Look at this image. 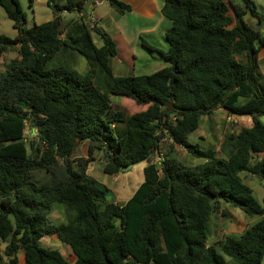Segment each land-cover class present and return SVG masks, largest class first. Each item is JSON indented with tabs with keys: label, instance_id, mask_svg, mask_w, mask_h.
Listing matches in <instances>:
<instances>
[{
	"label": "trees",
	"instance_id": "obj_1",
	"mask_svg": "<svg viewBox=\"0 0 264 264\" xmlns=\"http://www.w3.org/2000/svg\"><path fill=\"white\" fill-rule=\"evenodd\" d=\"M95 1L48 0L53 18L27 27L19 1L0 0L16 30L15 37L0 35V57L17 51L0 73V264H19V250L23 264H262L264 199L256 200L240 174L264 180L258 65L264 31L244 20L249 14L262 24L264 13L251 0H164L161 12L172 23L164 36L167 48L143 44L167 65L150 74L117 76L111 36L90 27L85 17L61 16L84 12ZM106 1L120 14L131 8ZM62 50L84 56L88 69L49 65ZM110 95L131 99L138 111L114 106ZM217 109L248 116L251 125L227 132L220 152L189 143L202 117ZM27 126L35 130L28 142ZM164 137L170 149L158 167L146 157ZM81 142L86 156L73 160ZM174 146L198 162L171 156ZM95 149L104 154L105 173L147 162L143 181L124 203L109 201L108 190L86 173ZM35 170L51 178L38 183ZM55 202L69 212L67 222L47 218ZM221 202L259 219L238 235L208 243ZM47 236L67 245L73 262L59 249L42 246Z\"/></svg>",
	"mask_w": 264,
	"mask_h": 264
},
{
	"label": "rangeland",
	"instance_id": "obj_2",
	"mask_svg": "<svg viewBox=\"0 0 264 264\" xmlns=\"http://www.w3.org/2000/svg\"><path fill=\"white\" fill-rule=\"evenodd\" d=\"M18 1L25 15L27 27H30L33 24V17H35V21L37 23H42L47 15L49 17L51 16V7L46 6L45 0H33L32 6L29 5V0ZM233 1L240 2V0ZM251 3L255 4L258 11L264 13V0H251ZM85 8L87 13L90 14L91 6L89 4H86ZM33 11H35V14L33 13ZM244 20L252 28H260L264 31V23L259 24L255 17L246 14ZM86 22L90 25V21L86 20ZM0 35H7L9 37L16 36V30L12 27V20L7 17L5 11L1 6ZM94 41L98 46L101 44V41L97 40L96 37L94 38ZM162 47L164 49L167 48L166 41L164 43V46ZM136 50L138 58L135 61V65L132 66L131 64H124V70L128 75L150 74L157 69H160L161 65H167V63H165L161 56L156 52L144 51L145 49H141V47H138ZM151 55L155 56L156 58L150 57ZM15 56H17L16 50L10 51L4 55V62L6 64L4 69L3 67H0V73L6 69V65L7 63H9V60L14 58ZM59 63L70 66L79 73H83L89 67L86 58L81 54L73 51L62 50L49 61V65H56ZM261 82L264 83V71L261 77ZM110 101L114 106H125L131 113L138 111L137 107H139V105L134 102L129 103V101H131V99L129 98L110 95ZM239 117L241 116L229 117L228 114L224 112V110H216V112H214L213 114L202 117L200 126L195 131L190 133L187 140L191 144L198 143L201 148L212 147L220 152V145L227 132L238 133L241 128L250 125V122L248 120L244 119L243 121H240V119H237ZM260 120L264 124V116L260 117ZM28 128L29 127L27 126V128L25 129L27 142L35 135V130L30 131ZM159 148L160 151L166 154V152H168L170 149V141L166 138L164 142H161L159 144ZM171 153V156H175L179 161L185 164H195L198 162V160L194 159L185 151L184 148L180 146H174ZM85 156V145L80 143L77 146L74 154L72 155V159L77 160L79 157ZM93 156L94 159L89 163L86 173L93 179H95L98 183H100L102 187L108 190L106 196L109 201L124 203V201H126L132 195V193L143 181V168L147 164V162L140 161L129 169L119 170V172L117 173L110 174L103 171V166L106 162L103 152L101 150L95 149L93 151ZM61 165L62 160L59 159L57 165L54 168V172L56 174L60 173ZM240 175L244 183H246L252 189L253 196L256 198V200L259 203H263L264 180L250 174ZM50 178L51 174L46 173L44 170H35L32 172V179L38 183L47 181V179ZM222 210H225L227 212V215H223ZM45 214L47 218L55 224L67 222L70 216L69 212L65 209V206L62 203L58 202L53 203L51 209ZM258 219V216L249 217L243 211H241L240 208L225 202H221L219 203L217 211L212 216L211 233L208 238V243L220 240L225 234L238 235L244 231L242 230L244 229V227H249ZM41 245L59 249L66 256L69 262H73L74 260V255H72L68 246L63 244L55 236L45 237L44 239H42ZM4 246L5 243L0 240V252H2ZM17 257L19 258V264H23V252L21 250L17 252ZM262 264H264V255L262 257Z\"/></svg>",
	"mask_w": 264,
	"mask_h": 264
},
{
	"label": "crops",
	"instance_id": "obj_3",
	"mask_svg": "<svg viewBox=\"0 0 264 264\" xmlns=\"http://www.w3.org/2000/svg\"><path fill=\"white\" fill-rule=\"evenodd\" d=\"M47 1L48 0H45V3L46 6L48 7L49 5L47 4ZM119 1L130 5L131 7L130 10L126 11L123 14H120L115 8L111 7L108 4V2L105 0L99 5L90 4L91 6L90 14L87 13L86 9L84 11V13L92 16L95 19L96 25L101 27L104 31H106L111 36L114 43L116 44L117 53L112 58L111 68L113 74L117 76L128 75L124 70V64L126 65L131 64L132 66L135 65V61L138 58L137 50H136L138 47H141V49L142 48L145 49L144 51H149L144 47L143 41L145 44L153 48L165 50L166 48L164 49L162 47L164 46L165 43V38H164L165 32L171 27L172 24L171 21L167 19L161 12V7L164 3V0H119ZM33 13L35 14V11H33ZM61 16H63L64 19L76 18L78 17V13L63 12ZM52 18H53V12L51 9V16L49 17L47 15L43 22L48 21ZM33 21L37 23L35 21V17H33ZM92 36H93V40L95 37L97 40H99V38L95 34H92ZM4 55L0 57V67H3V69L6 64L4 62L5 59ZM150 57L156 58L155 56L152 55ZM258 65H259V70L263 75L264 47L261 48V50L258 53ZM164 66L165 65H161L160 68ZM217 110L223 111V109L222 110L217 109ZM228 116L236 117L235 115H228ZM237 119H240V121L246 119L250 122L251 125V118L248 116H241ZM81 143L85 145V152H86V144L84 142ZM245 228L246 227H244V229Z\"/></svg>",
	"mask_w": 264,
	"mask_h": 264
},
{
	"label": "built area",
	"instance_id": "obj_4",
	"mask_svg": "<svg viewBox=\"0 0 264 264\" xmlns=\"http://www.w3.org/2000/svg\"><path fill=\"white\" fill-rule=\"evenodd\" d=\"M103 1H105V0H96V1L94 2V5H99V4H101ZM78 17H85V20L90 21V27H94V26L96 25V21H95V19H94L92 16L87 15V14L84 13V12H79V13H78ZM164 133H166V130H164ZM165 140H166V137L161 138L160 141H159V144H160L161 142H164ZM159 149H160L159 147L155 148L154 151H153V153H152L151 156H150V157L152 158L153 162H154L158 167H160V165H161V163H162V160H163V157H164V153H163L162 151H160ZM159 172H161L160 169H159Z\"/></svg>",
	"mask_w": 264,
	"mask_h": 264
},
{
	"label": "water",
	"instance_id": "obj_5",
	"mask_svg": "<svg viewBox=\"0 0 264 264\" xmlns=\"http://www.w3.org/2000/svg\"><path fill=\"white\" fill-rule=\"evenodd\" d=\"M252 5L255 6L254 3H252ZM172 70H174V68H172ZM150 156H151V155L147 156L146 159H148ZM146 159H145V160H146ZM138 162H140V161L131 162V163H129L128 165L121 166V167H119V170L129 169L130 167H132L133 165H135V164L138 163Z\"/></svg>",
	"mask_w": 264,
	"mask_h": 264
}]
</instances>
